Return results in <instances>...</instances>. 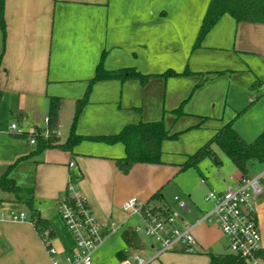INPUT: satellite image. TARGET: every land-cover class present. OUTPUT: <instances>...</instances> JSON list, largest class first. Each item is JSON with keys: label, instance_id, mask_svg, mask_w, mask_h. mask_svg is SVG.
Wrapping results in <instances>:
<instances>
[{"label": "crops", "instance_id": "1", "mask_svg": "<svg viewBox=\"0 0 264 264\" xmlns=\"http://www.w3.org/2000/svg\"><path fill=\"white\" fill-rule=\"evenodd\" d=\"M209 3L210 0H6L5 43L0 28V52H4L0 69V89L3 92L0 101L7 103V109L6 113L4 111L0 114V117L6 119L10 117L27 129L44 130L47 126L45 118L48 117L50 97L62 98L67 95L75 105L79 99L84 97L87 87L86 83L69 84L65 90L58 86L62 85L61 83L77 80L88 81L90 85L91 79L95 76L94 71L96 72L99 57L103 56L104 52H106V68L109 70L136 67L140 71L157 73L159 71L145 70L141 64L145 60L155 61L156 56L168 46H174L176 52L179 53V59L182 58L185 61L189 57L191 59L195 53L200 58L201 52L213 54L226 50L227 47L223 44L226 43L227 37L226 32L222 30L232 27L234 37L233 40L229 39L232 41V51L239 56L237 58L242 62L244 69L226 68L224 71H230L228 81L231 82L234 79V72H239V74H243L242 71L249 72L246 73L248 78L244 79L251 81L253 92L263 98L264 23L237 22L234 17L226 14L207 34L201 45L194 47ZM189 15L193 16L192 20L188 18ZM185 26H189V30ZM169 30H172V33ZM167 36L169 39L179 40V45L176 41L167 43ZM156 46L164 48L156 53ZM206 58L210 60L216 57ZM185 68L188 66H184L183 63L174 69L181 72ZM191 71L209 73L223 70L204 64L202 66L192 64ZM239 76L243 78V75ZM128 84L127 81L119 84L118 80H103L96 83L92 88L90 101L84 109V117L78 123V133L88 137L115 134L125 125L136 123L129 122L121 116L119 118L107 116L100 119L95 111L97 107L102 108L101 106L105 105L109 107L107 111H111L114 108L113 103L119 97L118 89H120V103H123V98L129 94ZM89 109L92 110L90 113ZM89 115L91 117H88ZM59 116V137L65 141L62 139L65 134L60 131L61 127H67L65 119L63 120V105ZM154 120H157L156 117L151 116L149 121ZM219 128H216L214 133ZM90 146L84 143V145L76 146L72 151L49 148L27 158L35 163L48 164L44 169L47 175L38 178L35 185V187L42 188L40 195H47L51 198V204L45 207L39 204L40 200L35 194L34 186L21 185L16 176L11 175L20 186L34 189L37 208L41 216L49 221L54 233L53 244L58 249V257L61 259L65 255L73 254L76 249L75 240L58 210V199L67 188L65 176L71 168L78 173L75 185L86 199L103 230L113 222L116 223V229H123L122 232L141 225H132L133 216L128 215L122 208L123 202L132 196L152 206L178 211L170 204L164 203L163 199L151 200L166 177L165 172L160 171L165 161L157 165L138 163L127 175L117 165V159L125 156V147L122 143L112 145L102 142L97 145L100 146L98 150ZM36 148L33 146L28 152H16L15 156L29 154ZM220 157L222 164L219 168H222L225 162L233 166L229 176L223 174V180L218 185L203 175L201 184L206 185L208 193L211 190L224 191L228 187L239 185L244 176H260L263 192L254 199L253 205L261 229L264 249V162L253 163L245 175L232 161L229 163L228 159ZM72 163H74L73 166ZM6 170L7 168L0 167V177ZM3 194L1 195L3 201L20 204V208L10 210L5 217H9L12 212L24 211L30 214L24 202L16 201L12 194ZM175 200L181 217L180 224L191 223L208 210L196 204L193 192L190 190L185 192L184 199L179 198L185 202L186 208H181L179 200L176 198ZM10 223H14L12 226L15 227L12 235L7 233L6 229ZM125 225L128 226L124 227ZM194 234L197 245L195 251L190 253H184L185 250L181 248L172 250V252H161L159 243H151L147 247L144 241V248L134 249L129 248L124 239V243L116 240L114 241L116 253L123 250L127 255V260L119 262L115 258L114 264H129L135 256L144 258L141 252L148 248L150 255L146 259L151 260L149 264L160 258L166 260L164 264H209V256L203 251L226 253L219 250L225 247L228 248L227 252H230L229 241L218 226L203 224L195 229ZM0 238L4 249L6 247L16 249L19 256L22 252L25 253L26 262L24 264H53L42 242L40 232L30 221L13 222L0 218ZM105 245L97 249L93 261L97 260L106 264L103 253L109 247ZM0 251H3L2 247ZM261 264H264V260Z\"/></svg>", "mask_w": 264, "mask_h": 264}, {"label": "rangeland", "instance_id": "2", "mask_svg": "<svg viewBox=\"0 0 264 264\" xmlns=\"http://www.w3.org/2000/svg\"><path fill=\"white\" fill-rule=\"evenodd\" d=\"M188 18L192 20L193 16L189 15ZM185 27L189 30V26ZM171 31L172 30H169L170 33H172ZM222 31L226 32L227 40L226 43L223 44L227 47L226 50L218 51L213 54L201 52L200 58L196 56L195 53L191 59L189 57L185 61L184 59L182 60V58L179 59V53L176 52L174 46H168L164 50L162 49L164 47L156 46V53H158L160 49H162L163 52L156 56L155 61L148 62V60H145L141 65L145 70L159 72L149 73L147 71H141L145 74L154 75L145 83L139 79H113L118 80L119 84L127 81L129 83V94L123 98V103H120V89H118L117 93L119 97L118 100L113 103L114 108L111 109V111H107L109 108L108 105L95 109L97 117L100 119L101 117L103 119L107 116H114L116 118L121 116V118H126L129 122L139 123L148 122L150 117L153 116L156 117L157 120L162 119L164 121L170 134H177L176 137L167 138L162 143V160L166 163L161 165L162 169L160 171L165 172L164 174L166 177L160 185L159 191L164 197L163 202L170 204L173 209L178 211L179 209L175 198L179 197L180 199H184L185 192H189V190L193 192V199L199 207L208 210L209 208L211 209L213 203L210 200H206L208 188H206V185L201 184L202 176H207L209 181L219 185L223 180V174L229 176V172L233 167L229 166L231 164L227 165L228 162H225V165L219 168L220 166L215 165L209 157L201 159L197 167L191 165L182 170L179 169L180 165H178V163H183L188 155L196 152L209 140L214 130L221 127L222 124L228 120H233L234 128L248 141L253 140L257 134L264 129V97H258L251 87L252 82L248 79H244L248 78L246 73L249 72L242 71L243 74L234 72V79L231 82L228 81L230 71L224 70L226 68H243V64L237 58L239 56L234 54L231 47V40H233L234 37V28H225ZM178 38H181V36H178ZM167 39V43L176 41L178 44V42H180L179 40H174V38L169 39V36H167ZM105 54L106 52L103 53V57L100 55L99 62L103 58V64L106 67ZM210 56L216 58H210V60L206 58ZM183 63L184 66L186 65L188 68H185L183 71L179 72V74L162 75L166 70H175L176 66H181ZM192 64L195 66L197 64L198 66H202L203 64L213 66V68H218L223 71H212L209 73L192 71V73L184 74L185 70H191ZM239 75H243V78ZM213 76H215V78ZM101 81L88 85V81L77 80L61 83L62 85L58 86L62 88V90H65L69 84L86 83L88 87V89L86 87L85 91L87 93V102L76 121L75 128L77 133L78 123L80 119L84 117V109L90 101L92 88L96 83ZM144 99L145 108L143 104ZM0 102V114L4 111L6 113L7 103ZM62 105L64 106L63 120L65 119L67 127H61L60 131L68 137L75 115L76 104L74 105L72 100L67 95H64V97L61 98L60 108H62ZM88 111L90 113L92 110L89 109ZM102 113L103 115H101ZM88 117L91 116L89 115ZM12 123L21 126L18 121L12 120L10 117H8V119L0 117V167H3V169L10 168V174L16 176L18 183L21 185L35 187L38 178L47 175L44 169L48 164L45 162L35 163L30 159L21 160L19 159L21 155L15 156L16 152H28L33 146L37 147V144H32L30 142V137L33 135L29 133L24 135L11 133L10 127ZM64 128H68V130L65 131ZM42 131L44 133L46 132L45 129ZM57 136L59 137L60 135L57 134ZM64 136L62 139L66 140L67 137L64 138ZM102 142L103 141L94 139H85L78 145H84L85 143V145H91V148L98 150L100 146L97 145H100ZM117 144H120V142ZM213 148L219 156H223L224 159L230 161L229 163H232L218 145L214 144ZM131 171L132 169L126 174H130ZM177 171L179 173H177ZM77 174V171L71 168V171L65 176V180L67 181L66 187L69 183L72 185L76 184ZM40 189L42 190L41 187H35V194L40 200L39 204L41 207H45L51 204V198L47 195H40ZM37 190L39 191L37 192ZM1 195L3 196L4 194H0V218L8 214L10 210H17L20 208V204L17 202L3 201ZM13 224L14 223L8 224L9 226L6 228L7 233L11 235L15 230V227L12 226ZM131 224L134 226L142 224V220L138 215H134L131 219ZM126 226L128 225L124 227ZM122 230V228H117L101 244H106L105 246L109 247L103 253L106 264H114L115 262L117 249L114 246V241L117 240L124 243L121 235ZM140 236L147 247H149L151 243H157L154 238L147 236L143 232H140ZM0 247L3 248V251H0V264H24L26 262V255L24 252L19 256L16 249H11L10 247L4 249L1 238ZM148 249L141 252L145 259H148L150 255ZM219 250L227 252L228 248L221 247ZM184 253L190 252L185 251ZM164 262L166 263V260L160 258L157 261L155 260L152 264H164ZM93 264L102 263L96 260L93 261Z\"/></svg>", "mask_w": 264, "mask_h": 264}, {"label": "trees", "instance_id": "3", "mask_svg": "<svg viewBox=\"0 0 264 264\" xmlns=\"http://www.w3.org/2000/svg\"><path fill=\"white\" fill-rule=\"evenodd\" d=\"M5 1L0 0V28L3 34V42L6 40V20H5ZM226 14L231 15L237 22L264 23V0H210L208 9L204 15L200 30L197 35L194 47L201 45L207 34L212 30L216 23ZM4 52H0V69L3 63ZM103 57V56H102ZM185 73H192L191 70H185ZM177 75L179 72L168 69L162 75ZM153 74H145L136 67H123L117 70H109L103 64V58L96 67L94 78L90 85L101 80L113 79H139L143 83L147 82ZM88 92V91H87ZM3 92L0 89V100ZM87 102V93L76 103V110L71 126L69 136L62 141L57 136L59 131V114L61 97L51 96L49 100L48 118L46 126L48 136H45L39 130L34 134L37 148L34 152L21 156L19 159H27L34 153H39L49 148H58L61 150L72 151L81 141L85 139H94L106 143H122L125 147V156L117 159L118 168L126 174L134 165L138 163L145 164H163L162 143L167 138L176 137L177 134H170L164 121L154 120L148 122L129 123L119 132L109 135L84 136L76 132V121ZM218 145L234 165L243 173L247 174L251 165L255 162H264V130L260 132L253 140L247 141L233 126V120L226 122L220 127L196 152L188 155L187 159L180 164V170L188 166H198L199 161L204 157H209L217 166L222 164V159L214 150L213 145ZM0 192L12 194L16 201L24 202L29 215L35 221L38 231L50 229L51 235L54 233L50 227L49 221L42 217L37 208V200L33 188L20 186L10 174V168L0 177ZM152 199H163V195L158 190L151 197ZM148 204V203H147ZM149 205V204H148ZM152 206V205H150ZM153 210L164 215L170 212V209L159 206H152ZM123 239L129 248L142 249L144 243L140 234L135 229H125L122 232ZM209 256V264H247L239 255L233 252L214 253L204 251ZM264 257V249L259 251ZM116 260L123 262L127 260V255L123 250L116 253Z\"/></svg>", "mask_w": 264, "mask_h": 264}, {"label": "built area", "instance_id": "4", "mask_svg": "<svg viewBox=\"0 0 264 264\" xmlns=\"http://www.w3.org/2000/svg\"><path fill=\"white\" fill-rule=\"evenodd\" d=\"M46 124L49 118H45ZM11 133L24 135L29 133L32 144L36 143L34 134L38 129H27L12 123ZM46 132H48L45 129ZM48 136V133H44ZM59 135V131L57 132ZM72 166L74 163L71 164ZM204 182V180H203ZM263 192L260 176H244L239 185L228 187L224 191L211 190L206 200L213 202L211 210L194 219L193 222L180 224V213L170 211L164 215L154 211L152 206L142 202L136 196L125 200L122 208L130 216L138 215L142 224L134 229L143 232L159 243L161 252L184 249L187 252L195 251L197 239L195 229L203 224L216 225L229 241L231 252L242 257L247 264H261L264 260L259 254L263 249L262 233L254 209V199ZM179 200L178 197H176ZM181 208H186L184 201L179 200ZM58 210L67 228L71 232L75 243V252L58 257L59 251L53 244L50 229L39 231L42 242L50 254L53 264H93L94 255L100 245L116 230V223L102 229L95 215L89 208L86 199L80 194L76 185L68 184L65 192L58 199ZM2 220L13 222L35 221L26 212H12L9 217L3 215ZM151 260L135 256L129 264H149Z\"/></svg>", "mask_w": 264, "mask_h": 264}]
</instances>
